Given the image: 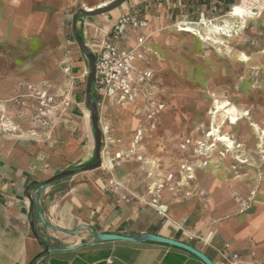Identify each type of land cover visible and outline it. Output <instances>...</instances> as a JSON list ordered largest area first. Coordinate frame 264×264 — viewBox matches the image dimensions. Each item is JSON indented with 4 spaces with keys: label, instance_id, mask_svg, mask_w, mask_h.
Here are the masks:
<instances>
[{
    "label": "crops",
    "instance_id": "0c3cea01",
    "mask_svg": "<svg viewBox=\"0 0 264 264\" xmlns=\"http://www.w3.org/2000/svg\"><path fill=\"white\" fill-rule=\"evenodd\" d=\"M169 1L127 0L106 13L79 15L75 30L97 60L113 22L124 13L136 14L149 23L145 47L140 48L145 59L149 54V35L154 30L150 23L154 16L165 14L163 2ZM99 2L0 0V96L16 94L18 82L32 83L33 69L28 66L32 59L28 57L33 56V46L49 48L59 39L70 47L74 79L80 82L88 78L90 61L76 39L74 17L81 8L89 9L86 4L94 10ZM137 36V32L129 31L119 42L125 48L135 47ZM18 50H24L25 55L18 57ZM8 58L10 63H25L24 69L15 66L8 76L3 75L1 64ZM138 63L144 65L141 60ZM145 65L144 69L150 68L146 59ZM7 78L9 81H5ZM78 89L71 93L64 108L52 109H58L59 115L47 120L48 126L40 131L33 129L36 122L25 114L19 119L3 115L6 108L0 103V264H206L184 248L158 241H93L90 227L98 233H154L180 240L205 253L215 264H264V180L258 183L256 178L246 188L230 182L214 164L223 157L214 151V162L204 163L199 157L197 162L186 161L192 164L194 176L189 178L187 172L182 173L181 188L172 183L161 193L153 186L147 194L136 183L140 173L134 174L128 164L117 166L115 161L110 169L105 165L102 149V166L56 181L39 196V207L47 223L67 232L44 224L33 204L40 183L65 170L97 161L86 91L83 96ZM97 96L93 84L91 97L96 102ZM106 99L110 102L109 111L124 109L118 108L120 104L115 100ZM99 115L103 144L106 132L102 108ZM120 120L125 122L124 118ZM131 127L125 131L122 125L123 136L113 141L106 139V144L118 143L116 147L109 146L107 155L112 153L114 157L130 146L126 135L133 131ZM234 157H223L230 170L236 169ZM201 164L210 165L214 171L204 173ZM205 174L206 182L194 183L192 187L191 179L200 180ZM235 255L239 257L236 259Z\"/></svg>",
    "mask_w": 264,
    "mask_h": 264
},
{
    "label": "rangeland",
    "instance_id": "374dc122",
    "mask_svg": "<svg viewBox=\"0 0 264 264\" xmlns=\"http://www.w3.org/2000/svg\"><path fill=\"white\" fill-rule=\"evenodd\" d=\"M241 2L242 0L163 2L165 14L154 16L150 23V29L154 30L149 35V54L145 59L150 66L148 70L151 75L140 90L137 101L130 104L117 101L120 104L118 108L124 109L111 112L110 102L97 94L96 98L103 101V126L109 127L107 135L104 133L102 149L107 138L117 140L123 136L122 125L125 131L132 125L133 131L126 135L131 140L130 146L123 149L134 152L123 155L126 157L125 162L122 158V162L116 165L128 164L134 174L139 172L136 183L139 182V188L146 189L147 194L153 186L161 190V193L172 183L173 187L181 188L179 182L182 173L188 170L187 176H194L193 166L187 160L197 162L199 157L204 163H210L213 160V150H208V155L203 151L208 149L206 146L217 141L213 135L206 140L205 136L213 131V127L219 128L222 124L224 126L221 133H226L237 141V146L235 151L223 146L221 155L226 158L235 154L232 162L236 169H228L222 158L214 163L218 170L225 172L230 182L239 183L245 188L254 183L256 178L258 183H261V179L264 180V148L259 145L260 135L264 136V0L256 2L261 6L259 13L240 19L233 18L229 13ZM254 3V0H250L249 5ZM186 25L192 31L180 30ZM69 48L68 43L65 45L61 39L49 48L33 46V56L28 57L32 59L28 62L34 74L32 83L26 85L18 82L16 94L0 96V103L6 108L3 115L19 119L25 114L28 119L36 122L33 129L40 131L48 126L47 120H54L59 115L58 109H52L64 108L72 97L71 93L77 88H80L78 91L82 95L85 93L88 78L80 82L74 79ZM15 54L21 57L25 52L18 50ZM9 60L5 59L1 64L2 73L6 76L11 68L17 66L21 70L26 65L10 63ZM25 87L27 90H24ZM40 90L47 91L53 97L48 106L42 105ZM223 103L224 109L216 112V106ZM147 105L160 108L152 121H148L144 113ZM227 108H234L235 114L241 116L238 124L228 122L230 118L225 113ZM121 118L125 122L121 123ZM4 122L6 119L2 120V124ZM139 130H143L144 137L136 142L135 135ZM132 141H135V146ZM117 144L110 143L109 146L116 147ZM185 164L187 169L183 168ZM201 166L204 173L214 171L210 165ZM215 176L216 174L213 178ZM206 178L207 174L200 180L191 179L192 187L194 183L206 182ZM135 187L137 188L136 184Z\"/></svg>",
    "mask_w": 264,
    "mask_h": 264
},
{
    "label": "built area",
    "instance_id": "2783aa9c",
    "mask_svg": "<svg viewBox=\"0 0 264 264\" xmlns=\"http://www.w3.org/2000/svg\"><path fill=\"white\" fill-rule=\"evenodd\" d=\"M113 1L115 0H100L98 7L106 6ZM147 26V20L136 16V14L128 13L122 14L113 22L96 60L94 89L98 95L103 98L114 96L119 103L138 99L140 90L151 75L148 69L141 70L137 63L142 55L139 49L146 41L145 30ZM129 31L138 33L137 46L125 48L120 44L119 38ZM39 96L42 105L48 106L53 101V97L47 91L40 90ZM96 104L101 109L103 101L98 100ZM159 111V106L156 108L152 105H147L144 109L148 121L154 120ZM104 130L106 132L105 127ZM143 137V130H139L135 135V141L139 142ZM116 158V164L119 161L121 163L123 156ZM238 257V255L234 256L236 259Z\"/></svg>",
    "mask_w": 264,
    "mask_h": 264
},
{
    "label": "water",
    "instance_id": "95a60500",
    "mask_svg": "<svg viewBox=\"0 0 264 264\" xmlns=\"http://www.w3.org/2000/svg\"><path fill=\"white\" fill-rule=\"evenodd\" d=\"M126 1L127 0H115L106 6L98 7L97 9H94V10H92L93 8H90V9L81 8L74 17V24H73L74 28L73 29H74V32L76 34V39H77L79 45L81 46V48L88 55L89 61H90V72H89L87 88H86V98H87V105L89 108V112L91 115L93 130H94L97 161L94 164L89 165V166L65 170V171L53 176L49 180L40 183V187H39V189H38V191L34 197L33 204H35V206L38 210V213L42 219V222L44 224H46L47 226H50V227L55 228V229H59V230L67 232V230H65V229L56 228V227L51 226L45 220L43 212H42L41 208L39 207V196H40L41 192L48 185H50L56 181L63 180L69 176H72V175L80 172V171L95 169L97 167L102 166V163H103V160H102L103 159V156H102V135H103V132H102V129L99 125V121H100L99 108L96 104V101L93 100L91 97V90H92V86L94 84L95 75H96V59H95L94 54L89 50V48L87 47V45L83 41L82 37L76 33L75 23H76V20H77L79 15H97V14H101V13H106V12H109V11L113 10L114 8L120 6L121 4H123ZM90 230L93 234V241L115 240V239L129 240V241H133V242L149 241V240L150 241H158V242L167 243L170 245H174V246L184 248V249L192 252L193 254L197 255L198 257H200L206 264H215L205 253H203L199 249L195 248L191 244L180 241V240H176L173 238L165 237L162 235H158V234H154V233H140V234H137L134 236H127V235H121V234H115V233H98V232H95L93 230V228H91V227H90ZM75 231L76 230L71 231V232L73 233ZM48 250L52 251L53 249L48 248Z\"/></svg>",
    "mask_w": 264,
    "mask_h": 264
},
{
    "label": "bare ground",
    "instance_id": "6f19581e",
    "mask_svg": "<svg viewBox=\"0 0 264 264\" xmlns=\"http://www.w3.org/2000/svg\"><path fill=\"white\" fill-rule=\"evenodd\" d=\"M252 1V0H251ZM255 1V3L253 4V5H249L250 4V0H242V2L239 4V5H237V6H235L233 9H232V11H230V16H232L233 18H244L245 16H247V15H253V14H257V13H259L260 11H261V6L260 5H258V4H256V2L257 1H259V0H254ZM86 7L87 8H91L90 6H88L87 4H86ZM189 24V23H188ZM204 25H205V23H203ZM180 30H183V31H192V29H191V27H189V26H187L186 25V27H181V29ZM136 46H137V44H136ZM143 47H145V43H143V45H142ZM141 46V47H142ZM140 47V48H141ZM140 50V49H139ZM144 61L145 59H144V55L142 54L141 55V58L138 60V61ZM138 63V62H137ZM138 66H139V68L141 69V70H144V68H147L146 67V65L144 64V65H142V64H139L138 63ZM106 98H109V99H113V100H115L116 102L118 101V100H116L115 98H114V96H107ZM137 100H132L131 102H126L127 104H130V103H133V102H136ZM125 103V104H126ZM224 105H225V103H223L222 105H217L216 106V112H219L220 110H222V109H224ZM235 109L234 108H227V109H225V113H227L228 114V117L230 118L229 120H228V122L229 123H231L232 125H236V124H238V121H239V119H240V115H237V114H235ZM240 114V113H239ZM240 116V117H239ZM227 117V118H228ZM227 120V119H226ZM12 125V124H11ZM223 126H224V124H222ZM218 126V125H217ZM223 126H219V128L217 127H213V131L212 132H210L209 134H207L206 136H205V140L206 139H208V137H210V136H215V140L217 141V143H213L212 145H209V146H206V147H208V149L206 148V150H204L203 152L204 153H207V155L209 154V152H207L208 150H213L214 152H219V154L221 155L222 153H221V151H222V147L224 146V147H226V148H230L231 150H234L235 148H236V141L232 138V137H230L228 134H226V133H221L222 132V127ZM245 127V126H244ZM106 130H107V133L109 132V127H106ZM261 134V133H260ZM107 135V134H106ZM256 137V136H255ZM260 138H261V141H260V143H259V145H260V147L261 148H264V136L263 135H260ZM109 140H112L111 138H109ZM113 141V140H112ZM214 141V140H213ZM132 145L133 146H135L136 144H135V141L133 142L132 141ZM220 143V144H219ZM213 147H215V148H213ZM110 147H109V143H107L106 144V146H105V148H104V159H105V165L106 166H108L110 169L114 166V161L117 159L116 157H122L123 155H125V154H130V153H133L134 152V150L132 151V152H129V151H127V150H123V151H120V152H117V154H115L114 155V157H113V155H112V153H109L108 155H107V153L110 151ZM132 149V148H131ZM238 149V148H237ZM228 151V150H227ZM235 151V150H234ZM262 153H264V149H263V151H262ZM235 154H233V156H234ZM238 156V155H237ZM224 157V156H223ZM222 157V158H223ZM125 157H123V159H124ZM243 159H244V157H243ZM217 160V159H216ZM215 160H213V162H214ZM120 162V161H119ZM119 162H117V163H119ZM231 163V162H230ZM232 165V164H231ZM228 167V166H227ZM184 168H186L187 169V165H185V167ZM232 168V167H231ZM230 169V168H229ZM191 170V169H190ZM196 170V169H195ZM198 170V169H197ZM202 170V169H201ZM192 171V170H191ZM187 172H189L188 170H187ZM195 173V172H194ZM196 174H198V173H196ZM195 174V175H196ZM188 177V176H187ZM193 177V176H192ZM184 181V180H183ZM183 181H181V182H183Z\"/></svg>",
    "mask_w": 264,
    "mask_h": 264
}]
</instances>
